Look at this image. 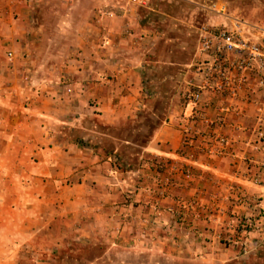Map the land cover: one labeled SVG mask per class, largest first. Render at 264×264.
<instances>
[{
	"label": "crops",
	"instance_id": "crops-1",
	"mask_svg": "<svg viewBox=\"0 0 264 264\" xmlns=\"http://www.w3.org/2000/svg\"><path fill=\"white\" fill-rule=\"evenodd\" d=\"M68 7L74 9L72 3ZM82 7L75 13L85 15L88 7ZM44 9L54 11L48 0H0V264H16L22 250L28 252L32 264H44L37 256L54 255L59 239L74 240L77 234L90 239L91 234L83 231H90L93 222L99 225V239L119 245L115 246L116 256L137 254L139 239L152 237L149 228L142 231L140 227L155 222L150 213L154 202L148 192L155 191L157 176L144 162L137 163L142 159L188 167L191 179L169 193L202 207L183 210L185 224L197 225V236L214 240L224 229L234 235L237 220L248 217L253 221L257 207L252 202L239 205L230 188H239L264 208V185L249 181L262 159L250 149L255 141V114L249 101L264 98L255 80L249 78V87L235 101L202 93L204 112L212 121L209 130L228 141L230 148L225 153L208 158L196 155L185 161L183 154L189 149L180 145L177 126L183 104L176 107L174 99L165 98L171 102L166 120L129 157L135 162L124 165L120 147L129 143L108 130L117 131L118 125L132 117L143 105L145 93L170 96L175 82L178 93H184L194 83L192 71L183 75L180 61L166 60L178 65L179 71L155 66L150 75L132 44L141 32L140 20L129 26V36L123 35V26L83 25L81 54L63 62L50 61L43 49L55 45L58 36L48 31L58 30V26L31 25L27 17L44 14ZM12 12L19 13V19L9 18ZM198 39L199 35L191 66L198 60ZM8 52L11 59L6 58ZM144 76L147 90L140 84ZM61 79L68 83L69 93ZM170 80L173 90L166 87L168 83L171 88ZM226 103L231 104V111L219 112L217 108ZM178 202L164 198L157 203L160 208H173ZM167 216L162 213L160 220ZM256 230L246 238L257 232L264 236V217ZM128 239L130 244L122 243ZM37 240L46 244L35 248ZM150 246L146 251H152ZM110 249L102 252L107 254Z\"/></svg>",
	"mask_w": 264,
	"mask_h": 264
},
{
	"label": "rangeland",
	"instance_id": "rangeland-1",
	"mask_svg": "<svg viewBox=\"0 0 264 264\" xmlns=\"http://www.w3.org/2000/svg\"><path fill=\"white\" fill-rule=\"evenodd\" d=\"M48 1L53 6L54 11L44 9L43 11L46 12L44 14L31 13L27 17L32 20L31 25L38 22L46 26H58V30L48 31L58 36L55 45L45 46L43 49L48 60L54 62H63L81 54L80 34L83 25H88L89 28L123 26L126 28L123 35L129 36V26L138 24L139 20L138 25H140L139 30L141 32L132 39V44L133 47L138 48L139 60L143 61L144 67L147 68L150 75L155 72L153 70L155 66L179 71L178 65H169L166 60L180 61L183 65L182 69L180 68L182 74L191 73L192 66L190 64L192 63L196 40L204 28L224 27L231 29L237 27L244 38L264 45V0H136L135 3H128L127 0ZM71 3L74 5V9L68 7ZM82 4L88 7V12L83 16L75 13L77 9L82 10ZM72 10L73 13H71ZM18 16L19 13L12 12L9 18L17 20L19 19ZM145 22L149 23L150 26H142ZM50 33L46 34L49 35ZM95 34L97 31L91 32V35ZM170 81L171 88H169L168 83L166 87L173 90L172 80ZM140 84L144 88L147 86L146 76L141 77ZM160 85L164 88L165 84L162 80ZM175 85L173 94L170 96H147L145 93L144 99L142 98L143 105L137 107L138 110L132 117L118 125L117 131L106 128L109 129L110 134L117 135L129 143H123L120 147L124 165L135 162L134 158L131 161L129 157L140 151L139 147L150 131L166 120L171 110V102L167 103L165 98L174 99L176 107L183 104L185 91L178 93L177 87L179 85L177 82ZM145 90L147 89L145 88ZM150 161L155 165L159 162L162 164V166H160L161 164L157 165L160 175L155 179L153 178L156 189L154 192H148L149 196L151 195V201L154 202L150 213H152L151 216L155 222L153 225L145 224L140 227L142 231L149 228V235L152 237L151 240L139 239L141 243L138 245L137 254L128 253V255L116 256L114 254L117 252L115 246L119 245L106 243L104 239H99V225L97 222H93L90 231H83V234H91L90 239H86L84 235L78 238V234L74 240L59 239L57 241L60 242L59 248L54 255H38L37 260L44 264H264V236H258V232L255 233V237L249 236L247 239L241 238L238 233L231 235L226 231L227 229H224L225 231H219L212 240L208 237L197 236L194 233L197 225L185 224L184 221L180 223L176 213H183V205L190 201L182 196L171 195L168 191L165 198L179 199L180 202L175 203L173 208L168 207L174 213L168 214L165 221L160 220L163 217L161 214L156 215L153 207H159L157 202L164 199L160 196L161 183L159 178L166 169L165 163L168 161L142 159L137 163L140 164L141 162L142 164L144 162L146 167L150 169V165H148ZM179 185L181 184L177 181V185H172L169 190L174 187L177 188ZM203 228L210 231L208 227ZM257 228L259 227L250 229V232H256ZM53 233L55 234L56 230ZM242 240H246L245 250L241 247ZM130 242L128 239L122 243L128 245ZM45 244V241L37 240L34 241L33 246L40 248ZM146 244L153 245V247L150 246L152 251H146ZM110 247L112 249L108 251L109 253L102 252ZM142 249L144 250L141 251ZM101 257L102 259H99ZM33 258L36 260L35 256ZM16 264H32L28 252L22 250L20 254L18 253Z\"/></svg>",
	"mask_w": 264,
	"mask_h": 264
},
{
	"label": "built area",
	"instance_id": "built-area-1",
	"mask_svg": "<svg viewBox=\"0 0 264 264\" xmlns=\"http://www.w3.org/2000/svg\"><path fill=\"white\" fill-rule=\"evenodd\" d=\"M127 2L135 3L136 0H127ZM197 51L198 60L192 65L194 83L185 90L183 111L177 122L182 136L180 145L189 149L183 154L185 161L193 160L196 155L206 158L221 155L230 148L226 137L209 130L212 121L204 112L205 102L202 98L204 91L210 92L216 97L235 101L249 87V78L252 77L256 86L264 92V45L244 38L239 28L202 29L199 34ZM11 57L10 52L6 53L7 59H11ZM60 83L65 86L66 92L69 93L68 83L63 79L60 80ZM249 102L253 106L255 114L253 132L255 141L250 145V149L262 156V159L257 162L256 172L249 181L254 185H264V98L261 100L251 99ZM231 109V104L227 103L217 108L221 113H228ZM198 128L205 130L201 133ZM230 154L232 155V153ZM244 159L246 158L243 157L242 160ZM148 165L156 176L160 175L157 165L152 164L151 161L148 162ZM165 166L166 169L159 178L161 198L167 197L169 189L172 185H177L178 180L182 183V181L188 182L191 179L188 167L176 168L170 162H166ZM230 191H234L239 205L245 206L252 202L258 209L257 216L253 221L248 217L236 221L235 233H238L241 238H246V235L251 231L250 229L260 226V221L264 217V208L259 207L258 200L246 198L245 193L239 188H230ZM189 207L202 209L201 206L199 208L198 204H195V201H189L183 205L182 209ZM153 211H156L155 214L158 216L162 213L171 215L174 213L168 207H153ZM176 215L180 223L184 221L183 213H176ZM245 244L246 240H242L241 247L244 250Z\"/></svg>",
	"mask_w": 264,
	"mask_h": 264
}]
</instances>
